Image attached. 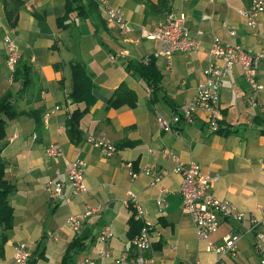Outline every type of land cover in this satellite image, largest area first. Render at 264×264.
<instances>
[{
  "label": "crops",
  "instance_id": "1",
  "mask_svg": "<svg viewBox=\"0 0 264 264\" xmlns=\"http://www.w3.org/2000/svg\"><path fill=\"white\" fill-rule=\"evenodd\" d=\"M22 1L16 25L11 27L0 0V95L12 91L15 107L23 112L6 118L0 150L3 177L13 185L8 194L12 225L0 228V264H19L14 258L18 243L28 250L25 264L29 258L33 264L99 259L103 244L98 234L104 225L112 231L106 242L110 255L100 261L118 264L123 251L139 252L131 240L143 222L152 226V240L149 250L141 253L155 264H216L217 254L209 249V242L221 243L230 231L241 234L236 253L224 255V264H261L264 236L258 238L243 229L248 215L264 218V88L257 91V104L250 105V87L241 66L235 64L220 87L217 130L209 127L203 110L188 120L182 106L196 93L203 68L210 62L221 63L209 52L215 36L252 52L264 51V12L257 14L252 26L238 11L251 0H172L170 11L184 13L185 26L197 36L199 46L175 51L168 61L159 53L161 41L142 31L163 23L168 12L147 14L142 2L108 0L123 10L129 28L124 31L107 22L99 0ZM10 28L17 35L18 62L29 68V86L21 90L19 81L12 80L14 70L6 64L2 36ZM150 62L159 74L157 79L148 80L134 71L135 63ZM74 63L84 70L86 99L74 97ZM256 78L264 85V58ZM121 84L135 92V105H108ZM55 105L56 112L44 116ZM72 112L78 114L75 140L68 136L66 125ZM157 116L171 127L163 129ZM90 137L111 142L116 151L103 154ZM51 144L61 152L48 154ZM165 149L185 164L199 163L213 178L209 191L234 203L244 211V218H221L215 231L205 239L199 237L182 210L181 175L173 170L175 161ZM73 160L84 163L86 192L71 193L66 171ZM128 162L135 176L130 175ZM144 166H151L162 178L151 183L153 174L144 172ZM48 179L64 182L63 195L48 196L43 186ZM128 190L136 194V203L143 209L139 221L133 218ZM158 196L165 201L161 210ZM86 204L101 208L85 217L77 229L66 225V216L80 214ZM256 228L264 233V223ZM73 241L76 245L68 250Z\"/></svg>",
  "mask_w": 264,
  "mask_h": 264
},
{
  "label": "built area",
  "instance_id": "2",
  "mask_svg": "<svg viewBox=\"0 0 264 264\" xmlns=\"http://www.w3.org/2000/svg\"><path fill=\"white\" fill-rule=\"evenodd\" d=\"M104 11L107 22L117 25L122 30H128V25L124 16V12L120 7L112 6L108 0H99ZM241 15L246 18L249 25L255 24V18L258 13L264 12V0H251L247 8L238 10ZM185 15L183 12L169 11L163 23L155 26L152 30L142 31L150 38H157L161 41V53L168 61L175 51H187L195 49L199 46V40L196 35L190 34L185 26ZM233 33V31H230ZM16 33L10 28L2 36L5 48L6 64L13 71L18 62L19 54L16 49ZM209 52L221 59V63L210 62L203 68V80L199 83L194 96L182 106L183 116L191 120L192 114L197 110H203L209 127L217 130L219 120L221 119V110L219 106V92L222 80L226 73L233 68L235 64L241 66L245 80L250 87V94L247 101L250 105L257 104V91L264 88L256 78L257 69L260 61L264 58V51L252 52L243 48L240 44L231 41H223L218 36L213 38ZM113 59V55H110ZM264 107V103H262ZM58 105L45 111L44 116L56 112ZM157 120L163 129H169L170 123L161 116H157ZM89 140L97 145L100 151L105 155H110L116 151L115 145L103 138L90 137ZM170 158L175 161L174 171L179 172L181 181L179 184V194L182 200V210L191 219L196 233L201 238H206L211 232L218 227L221 218L240 221L244 218L245 213L239 209L234 203L226 198L217 197L213 192L209 191V186L213 178L204 171L200 164L196 161H189L185 164L180 160L179 156L170 149L164 150ZM47 152L50 155H57L61 152L60 147L49 145ZM131 176H135L136 172L131 169L130 162L126 164ZM143 171L153 174L151 183H156L162 178L161 173H156L151 166H144ZM68 183L71 193L78 194L86 192L88 185L84 179V163L80 160L70 162L67 171ZM215 178V177H214ZM44 189L50 198L63 195L65 184L62 180L48 179L44 183ZM165 191V187H162ZM128 198L132 202L133 218L141 220L143 216L142 207L136 203V194L132 190H128ZM158 208L161 210L165 205L163 197L156 198ZM101 208L100 204H86L80 214H69L65 218V224L73 229H77L82 220L98 212ZM248 224L244 227V232H253L256 237L264 236V233L257 230L258 224L264 223V218L259 220L253 214L248 215ZM152 226L147 223H141L139 231L134 235L131 243L139 251L138 253H129L123 251L116 259L118 264H155L154 260L141 253L147 251L151 244ZM240 231H230L223 236L221 243L209 242V249L217 254L216 264H224L223 256L226 254L234 255L236 253V243L240 237ZM112 235V231L108 225H104L98 238L103 244L99 249V259L82 258L80 264H103L100 259L108 257L109 251L106 242ZM28 250L24 243H18L14 246V258L17 263L25 264L28 256ZM260 263L264 264V253L260 256Z\"/></svg>",
  "mask_w": 264,
  "mask_h": 264
},
{
  "label": "trees",
  "instance_id": "3",
  "mask_svg": "<svg viewBox=\"0 0 264 264\" xmlns=\"http://www.w3.org/2000/svg\"><path fill=\"white\" fill-rule=\"evenodd\" d=\"M137 2L144 3V11L147 14H156L162 12L170 11V4L172 0H156L152 2L149 0H134ZM4 7L6 10V20L9 26L14 27L17 22V12L20 6L23 4L22 0H3ZM134 71L138 72L140 76H144L148 80L159 78L158 72L153 67L150 62L147 65H142L140 63L134 64ZM73 68V81H74V97L75 99H86L89 93L86 92L88 88L85 83V74L79 63H74ZM29 68L26 63L23 65L17 62L13 75V81H19L20 90L29 86L30 78L28 75ZM19 90V89H18ZM136 94L130 88H127L124 84H121L117 89H115L113 95L109 99L108 105L110 106H120L121 104L135 105ZM39 110H36L38 112ZM34 112V113H36ZM75 112V111H74ZM74 112L71 113L70 117L66 120L68 136L71 139H76V133L79 134L77 129L78 114ZM23 112L18 110L14 105V93L10 90H6L0 95V150L4 144L5 128H6V118H14L19 116ZM13 185L6 181L3 177V160L0 157V228L7 230L11 228V218H12V206L8 199V194L11 192ZM136 220V219H134ZM139 221V220H136ZM141 223L138 226V231L140 229ZM137 231V232H138ZM136 232V233H137ZM6 234H4L5 237ZM77 241H73L69 244L68 250L72 249L76 245ZM68 255L64 256V260ZM34 259L29 258L27 264H33Z\"/></svg>",
  "mask_w": 264,
  "mask_h": 264
}]
</instances>
